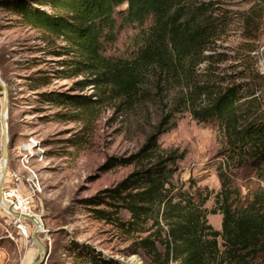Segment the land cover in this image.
I'll list each match as a JSON object with an SVG mask.
<instances>
[{"label":"trees","instance_id":"obj_1","mask_svg":"<svg viewBox=\"0 0 264 264\" xmlns=\"http://www.w3.org/2000/svg\"><path fill=\"white\" fill-rule=\"evenodd\" d=\"M243 17L245 37L259 29L258 19L264 0H253ZM30 3V4H29ZM4 0L14 7L25 25L44 31V40L64 46L52 54L67 55L59 74L73 79L90 74L84 86L98 88L93 97L57 95L60 104H71L87 114L97 113L109 102L134 106L155 96L167 113L149 135L141 149L127 158H109L102 170L134 166V171L114 189L87 201L96 218L119 222L120 209L130 213L132 222L117 223L127 233H146L149 222L154 233L139 241V246L157 258L156 243L165 246L167 263L174 264H251L264 255V191L255 192L247 205L238 203L229 179L222 184L216 207L204 208L206 195L174 193L171 165L183 158L176 151H164L159 138L167 131L176 112L187 110L198 123L216 121L230 151L264 181V105L256 96L255 73L238 70L239 58L218 41L228 26L225 13H217L215 1L206 0ZM39 6H49L51 12ZM34 7V8H33ZM258 22V23H257ZM137 32L131 37L132 51L126 57L109 58L105 51L115 44L125 29ZM255 52L258 46L246 45ZM228 62V63H227ZM226 63L224 67H221ZM156 77L150 83V77ZM60 78V76H59ZM151 86L156 91L148 88ZM179 97L173 108L166 98L172 88ZM59 96L62 98L59 99ZM107 205L114 211L97 209ZM222 213V231L208 224V214ZM165 239H161L163 234ZM225 250L219 249L218 239ZM155 238V239H154ZM82 248V247H80ZM89 264H117L94 249L82 248Z\"/></svg>","mask_w":264,"mask_h":264},{"label":"rangeland","instance_id":"obj_2","mask_svg":"<svg viewBox=\"0 0 264 264\" xmlns=\"http://www.w3.org/2000/svg\"><path fill=\"white\" fill-rule=\"evenodd\" d=\"M2 1L0 75L9 93L10 137V157L3 185L5 204L16 212L41 219L43 232L38 233V238L49 254L45 264H89L81 251L83 247L94 249L99 256L117 264H168L164 256L165 246L159 241L156 243L159 258L138 245L142 239H153L150 235L155 229L151 228V222L147 225L149 232L127 233L117 224L132 222L125 209L116 214L119 222L112 223L96 218L87 203L95 196H103L106 190L114 189L134 171V166H119L110 171L101 168L111 157L127 158L141 149L167 113L164 104L154 95L151 101H136L134 106L122 105L120 101L109 102L91 115L71 104L62 105L48 99L58 98L57 95L61 94L63 98L68 95L93 97L98 88L83 85L92 79L90 74L73 79L61 76L62 63L70 56L51 52L65 43L48 44L43 30L25 25L14 12V7H5L1 5ZM24 1L29 3L32 0ZM211 1H215L217 13H225L228 23L226 34L218 44H223L231 55H237L238 70L249 69L256 74L252 81L259 88L256 96L262 98L264 105V63L261 57L264 4L258 19L259 29L251 34L254 38H246L243 17L254 1ZM39 7L52 11L49 6ZM136 32L134 28L122 31L117 42L107 47L105 56L126 57L132 51L131 37ZM246 45H257L258 49L252 52ZM225 65L223 63L221 67ZM156 80L153 76L149 79L150 83ZM148 88L156 91L151 84ZM3 96L0 87L1 164ZM178 97V88H172L164 103L170 101L168 108L172 109ZM169 127L159 138L161 149L176 151L183 156L176 165H171L174 193L186 191L203 196L210 193L204 208L211 211L216 207V197L222 191L225 179L230 180L231 188L236 191L234 197L238 196L240 205L251 202L258 190L264 191V181L230 151L216 121L198 123L189 111L183 110L174 113ZM0 171L1 178L2 169ZM24 202L27 206L23 212L21 204ZM97 209L116 210L107 205ZM207 220L215 230L222 231V213H209ZM34 229L32 223L14 217L0 203V264H28L37 257V248L32 241ZM165 237L164 233L161 239ZM218 243L223 252L225 246L221 237ZM251 264H264V255Z\"/></svg>","mask_w":264,"mask_h":264},{"label":"water","instance_id":"obj_3","mask_svg":"<svg viewBox=\"0 0 264 264\" xmlns=\"http://www.w3.org/2000/svg\"><path fill=\"white\" fill-rule=\"evenodd\" d=\"M261 57L264 63V47L261 50ZM0 87L3 89V105L1 110V127H2V138H3V152H2V174L0 178V203L2 206L11 213L14 217L28 221L32 223L35 227L32 234V241L37 248V257L33 259L30 264H45L48 259V249L43 245V243L38 238V233L43 232V225L40 218L35 215H26L13 210L12 207H9L5 204L4 195H3V185L4 179L7 174L9 157H10V137H9V129H8V115H9V93L8 88L3 81L0 75Z\"/></svg>","mask_w":264,"mask_h":264},{"label":"built area","instance_id":"obj_4","mask_svg":"<svg viewBox=\"0 0 264 264\" xmlns=\"http://www.w3.org/2000/svg\"><path fill=\"white\" fill-rule=\"evenodd\" d=\"M1 166H2V164H1V161H0V170L2 169ZM0 172H1V171H0ZM10 175H11V174H10ZM11 197H12V196H11ZM6 198H7V197H6ZM19 205H20V204H19ZM25 206H27V204H25V202H24L23 204H21V207L23 208V209H22V208H21V209H22L23 212L25 211V209H24ZM14 208L17 209L18 206H15Z\"/></svg>","mask_w":264,"mask_h":264},{"label":"bare ground","instance_id":"obj_5","mask_svg":"<svg viewBox=\"0 0 264 264\" xmlns=\"http://www.w3.org/2000/svg\"><path fill=\"white\" fill-rule=\"evenodd\" d=\"M12 192V191H11ZM5 201V200H4ZM20 206V205H19ZM24 232H25V229H24ZM31 262H29L28 264H30Z\"/></svg>","mask_w":264,"mask_h":264}]
</instances>
